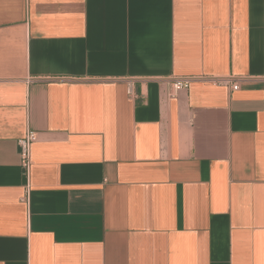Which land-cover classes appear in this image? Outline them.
<instances>
[{"label":"crops","instance_id":"crops-1","mask_svg":"<svg viewBox=\"0 0 264 264\" xmlns=\"http://www.w3.org/2000/svg\"><path fill=\"white\" fill-rule=\"evenodd\" d=\"M0 264H264V0H0Z\"/></svg>","mask_w":264,"mask_h":264},{"label":"built area","instance_id":"built-area-1","mask_svg":"<svg viewBox=\"0 0 264 264\" xmlns=\"http://www.w3.org/2000/svg\"><path fill=\"white\" fill-rule=\"evenodd\" d=\"M193 78L187 76H176L171 79V92L170 95L175 96L177 93L189 86ZM218 83H226L230 84L232 89H237L238 83L237 81H231V78L218 79ZM127 92L129 95H133L132 82L130 81L127 86ZM35 140V132L32 130H28L23 136L18 138L17 146L20 157V167L28 179L30 168H31V156H30V148L31 143Z\"/></svg>","mask_w":264,"mask_h":264}]
</instances>
